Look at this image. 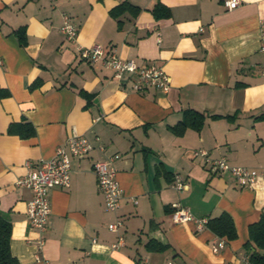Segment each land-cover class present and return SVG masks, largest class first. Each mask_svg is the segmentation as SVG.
Here are the masks:
<instances>
[{
    "label": "crops",
    "instance_id": "0c3cea01",
    "mask_svg": "<svg viewBox=\"0 0 264 264\" xmlns=\"http://www.w3.org/2000/svg\"><path fill=\"white\" fill-rule=\"evenodd\" d=\"M63 13L78 29L75 41L61 30ZM261 24L264 0L232 9L224 0H0V214L19 263L254 264L244 244L264 211ZM95 43L161 65L169 90L135 91L127 75L79 56V46ZM188 110L195 123L179 129ZM74 131L94 148L71 157L69 186L49 190L39 231L27 217L32 191L16 180L27 160L52 157ZM199 148L262 172L241 186L229 171L211 172L193 155ZM114 154L116 212L105 208L92 170ZM177 173L182 190L172 187ZM174 202L197 219L226 212L237 236L213 251L219 236L195 220L173 222ZM117 217L123 226L112 231Z\"/></svg>",
    "mask_w": 264,
    "mask_h": 264
},
{
    "label": "built area",
    "instance_id": "2783aa9c",
    "mask_svg": "<svg viewBox=\"0 0 264 264\" xmlns=\"http://www.w3.org/2000/svg\"><path fill=\"white\" fill-rule=\"evenodd\" d=\"M241 0H224V5L228 9L235 8ZM61 30L67 40L77 39L78 29L71 21L67 13H63ZM259 50L262 53V75H264V24L259 28ZM78 54L91 63L100 61L106 68L112 71L114 77L121 79L128 76L131 88L141 91L147 87H155L162 92H167L170 88V76L163 67L155 62L148 64H138L134 58L119 56L112 48L107 51L106 47L95 43L91 46H79ZM94 148L91 140L83 133L74 131L67 139L65 145L57 147L55 154L50 158H39L34 164L32 161L25 162L26 172L16 180L17 185L26 187L32 191V197L27 202V217L30 224L44 231L47 228L51 204L49 190L53 187H67L70 184L71 157H83L89 154ZM99 148L103 149L100 144ZM194 156L203 158L204 163L211 172L229 171L241 186H251L261 174V170L239 164H231L225 156L212 157L206 149L199 148L193 150ZM117 154L98 159L93 163L92 170L97 178V186L104 196L105 208L108 211L116 212L120 206L122 193L121 186L117 179V167L115 159ZM172 187L182 190L185 187L183 178L175 174ZM174 210L171 212L173 222H184L195 220L198 226L207 224V218H195L191 210L174 202ZM108 228L118 231L123 226V221L119 217L108 222ZM226 240L218 237L212 245V250L218 252L225 246ZM43 240H40V245ZM123 244L120 235L116 242L111 245L118 248ZM168 264H173L171 261Z\"/></svg>",
    "mask_w": 264,
    "mask_h": 264
},
{
    "label": "trees",
    "instance_id": "16d2710c",
    "mask_svg": "<svg viewBox=\"0 0 264 264\" xmlns=\"http://www.w3.org/2000/svg\"><path fill=\"white\" fill-rule=\"evenodd\" d=\"M189 113L195 114L191 110H188L187 118L181 122L178 127L179 129L195 123L194 120L196 117L194 120L190 119L188 117ZM197 118H201V116H197ZM206 225L220 237L225 236L227 239H234L237 236L233 219L226 212L209 218ZM10 237L11 222L0 214V264H20L17 258L11 253ZM244 248L247 250L250 262L264 264V211H262L258 221L249 225V239L244 244Z\"/></svg>",
    "mask_w": 264,
    "mask_h": 264
}]
</instances>
